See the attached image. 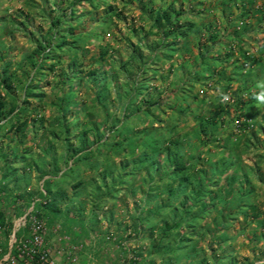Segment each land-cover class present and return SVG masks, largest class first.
Returning a JSON list of instances; mask_svg holds the SVG:
<instances>
[{"label": "rangeland", "instance_id": "obj_1", "mask_svg": "<svg viewBox=\"0 0 264 264\" xmlns=\"http://www.w3.org/2000/svg\"><path fill=\"white\" fill-rule=\"evenodd\" d=\"M73 2L0 0L1 71L8 63L11 70L23 66L25 55L32 53L38 38L48 32L53 15H61V19L66 17L62 27L67 33L66 39L70 44L80 46V49L65 52L59 62L47 60L46 66L32 81L33 95L24 104L26 110H16L0 121L3 125L0 211L4 216L8 214L10 219L16 218L25 214L35 202L34 211L48 224V242L54 252L83 243L76 262L69 260L63 252L58 255L57 264H117L127 255L125 245L142 254L140 264H213L226 260L228 252L239 264L264 261V181L260 180V175L264 176V100L254 104L252 109L237 105L239 93L244 100H251L248 91L260 98L258 90H264V0ZM50 10L52 15L48 14ZM72 10L74 15L71 17ZM165 11L174 20H180L175 32L188 31L186 35H179L176 44L173 43L172 46L179 48L173 56L162 55L161 47L156 53L147 48V45L162 40L161 28L155 25V18L157 12ZM166 24L167 21H163V25ZM172 40L173 36L165 42ZM104 50H108V54L100 60ZM138 53H142L144 61L156 54L160 57L149 63L141 75L146 86L140 95L141 103L137 105L130 84L126 82L127 77L136 74L138 69L129 65V71L124 72L120 66L136 60ZM201 54H206V60L198 69L206 76L196 82L187 80L199 64ZM138 61L141 64L140 58ZM52 63L55 64L53 68ZM29 69L32 73L35 70L31 65ZM91 71L96 72L98 80L109 79L110 91L101 87L100 92L105 106H109L110 115L121 114L122 124L117 133L121 132L127 139H121L124 147L118 146L111 152L112 148L105 145L106 148L95 150L83 157L80 164L75 163L67 170L72 158L67 164L66 141L55 137V132L61 133L58 120L63 119L57 104L59 89L56 83L62 79V74L69 77L66 91L72 92L71 96L77 101L74 111L67 114V119L72 121L70 140L75 142L74 146H80V140L74 139L80 131V124L77 126L76 122L89 128L90 120L100 121L105 114L103 106L95 101L99 90ZM0 90L5 95V89L0 87ZM19 94H23L21 88ZM160 94L165 102L162 110L157 109L150 117L138 113V106L144 104L142 98ZM5 98L8 100L5 110L8 111L12 98L9 95ZM126 104L129 105L128 116H125ZM84 108H88V112ZM209 116H217L218 123L211 127L204 120ZM245 122H248L247 126ZM201 126L207 127V135L198 134ZM108 130L109 127L105 129L106 135ZM147 130L156 133L148 136ZM160 130L168 131L175 138L180 136L185 140L181 143L187 142L183 148L186 158L200 149L204 159L202 164L208 169H212L213 161L232 165L223 175L211 179L213 192L208 191L206 197L210 209L204 213L210 215L203 222L211 228L194 237L187 254H184L185 249H178L177 254L158 252L155 249L158 229L154 236L150 235L149 229L139 232L135 214L139 206H144V200L149 196L147 191H155L156 186L147 185L148 176L133 178L128 174L132 167H121V160L137 157L148 145H155L153 138L160 135ZM217 133L223 137L231 136L227 148L220 147L224 140L216 136ZM95 136L93 131L89 132L91 142ZM211 136L212 139H208ZM50 145L55 149L45 155L44 149ZM15 151L29 157L17 160ZM55 155L60 166L58 173L52 171ZM45 161L48 163L43 164ZM36 162H41L52 172L47 174V171L42 176ZM10 163L18 169L5 178L3 173ZM245 172H248L247 176ZM46 178H49L52 190L48 194ZM217 180L218 183H214ZM240 185L243 192L252 193L244 196ZM237 196L243 198L242 202L229 200ZM160 199L166 202L165 196L161 195ZM48 201L53 203L56 211L45 206ZM142 214H148L147 206ZM218 214L230 215L224 228L215 227ZM56 225L61 226V235L70 236L68 241L56 239L52 232ZM110 231L117 234V241L106 239ZM223 233H227L228 239L221 243Z\"/></svg>", "mask_w": 264, "mask_h": 264}, {"label": "trees", "instance_id": "obj_2", "mask_svg": "<svg viewBox=\"0 0 264 264\" xmlns=\"http://www.w3.org/2000/svg\"><path fill=\"white\" fill-rule=\"evenodd\" d=\"M78 1L82 0H74L73 3H77ZM58 7L60 9V6ZM52 12L53 11L50 10L48 14L52 15ZM160 13L161 12H157L155 25L161 28L160 31L162 40L161 42H157L158 44L154 43L151 45H147V48L156 53V51H158L161 47L162 49L160 50L162 55H164L165 53L169 56H173L174 53L179 49L175 46H172L174 45L173 43L176 44L179 35H186L188 31L184 29L183 31L175 32L177 25L180 24V20L178 18L174 20L172 15L167 11L162 12L161 14ZM69 15L72 17L74 15V11L72 10ZM65 18L61 19V15L52 16L48 32H46L44 36L38 38L33 52L25 55L27 58L23 62V68L21 67L18 70H11L8 63L5 65L2 71L0 70V87H3L5 89V95H3L2 90H0V121L6 119L8 114H12L16 110H26L24 104L27 103L29 96L33 95L32 89L34 88V86L32 85V81H34L35 74L40 69L46 66L47 60L52 59L56 62H59L63 58L64 53L68 50L78 48L80 49V46L76 44H70V40H67L68 38L66 39L67 33L64 28L62 30L63 24L66 23ZM163 21H167V24L165 26L163 25ZM171 36L174 37V40L165 42V40L169 39ZM166 45L170 46L168 47ZM134 51H137V48H135ZM107 54L108 50H104L103 52H101L99 56L100 60H104ZM159 57L160 56L156 54L155 56L151 57L149 61H144V58H142V53H138L136 60H131V62L127 61L128 63L125 62L120 66V70H123L124 72L129 71V65H132V67L136 68V70L138 69L136 74L127 77L128 80L126 82L130 84L131 90L136 97L137 105L141 101L140 95L143 93V90L146 86L145 82L142 81L141 75L142 73L146 72L147 65L152 61H155V59ZM138 58H140L141 64L139 63ZM1 59L2 57L0 58V61ZM198 59L199 64L197 65V67H195L194 73L187 76V80L196 82L206 76L204 73H202V70L198 69L202 65V63L205 62L206 54H201L200 58ZM30 65L35 68L33 73L29 69ZM54 66L55 64L52 63V68ZM90 73H93V75L96 74V72L93 71H91ZM93 79L98 85L99 90L95 96V101L103 106V108L105 109V114L102 115V120L100 121L96 119L90 120L89 128L84 123L81 124L76 122L77 126H79L80 124V131L75 134L74 139L80 140L81 142V145L77 147L74 146L75 142H72V140H70L72 121H69L67 119L68 112L74 111L73 106L77 101L74 99V97L71 96L72 92L66 91L65 85L68 82L67 80H69V77L66 74H62V79L58 80V82L56 83V87H58L59 89L57 104L59 105V109L62 113L63 119L58 120L61 133L58 131L55 132V137L63 138L64 142L66 141L67 150L65 157L67 164L72 158V162L70 166L67 167V170L69 168H72L75 163L80 164L83 160V157L95 153V150L100 151L106 148L105 145H108L109 148H112L111 152L116 151L115 149L118 146L124 147V140L127 139V137L122 136L121 132L117 133L118 130H120L122 124L121 114L120 116L110 115L111 112L108 109L109 106L106 107L103 102V93L100 92L101 87H106L107 91L109 92V79L103 77L102 79L98 80L97 75H95ZM20 88L23 94H19ZM258 94L259 97L264 96L263 88L258 90ZM7 95L12 98L9 102L11 103V106L8 111L5 110V107L8 105V100H6L5 98V96ZM161 95L162 94H160L158 97L153 96L154 98L145 96L144 98H142V101L144 103L142 104V106L139 105L137 108L135 107V104H133L134 106L132 105V107H134L135 110L137 108L139 114L143 113L147 117L153 116L156 114L155 112L157 109L162 110L164 107L165 102L163 101ZM248 95L251 97V100L250 98L248 100H244L242 98L243 96L239 93L237 97V105L246 107L249 106V108L252 109L254 108V104L263 102L262 99L258 98V95L256 93L253 94L248 91ZM117 97L119 96L117 95L116 99ZM128 107L129 105L126 104L125 116H128L129 114L127 113ZM87 109L84 108L86 112H88ZM204 120H206L207 123H210L211 127L218 123L217 116H209ZM247 124L248 122H245L246 126ZM2 127L3 125L0 124V136ZM108 127L109 132L108 135H106L105 129H107ZM90 131H93L96 135L93 142H91L90 138L88 137ZM159 132L160 135L157 136V138H153L155 139L156 146L154 144H151L154 146L152 148L151 145H148V147H146V149H144L139 156L128 157L121 160V167L123 169L132 167V170H130L128 174H132L133 178L135 176H148L149 178L146 179L147 185L156 186L155 191H147L149 196L145 198L144 206H139L137 214H135V226L138 228L139 232L144 233L147 229H149L150 235L154 236L155 230L158 229V237H155V249L158 252L163 254H177L178 249H185L186 252L184 254H187V252L190 250L191 241L194 239V237L199 234L202 235L204 231H209L211 228L209 225L206 226V224L203 223L205 221L204 219H206L210 215L204 213L205 211L206 213L208 212L206 210L207 208L210 209V207L207 206L206 197L208 196V191L213 192V190L210 188L213 184L211 182V179L216 178V176L220 177V175H223L225 171L229 170L232 167V165L228 162L214 163L213 161L211 164L213 165L212 169H208L202 164L204 162V159L202 158V151H200V149L198 152L190 154L188 158H186L184 156L183 148H185L184 146L185 144H187V142L181 143L185 140L183 141L180 136L175 138L173 135L168 134V131L166 132L160 130ZM155 133L156 132L152 133L151 130H147L146 135L149 136V134ZM199 133H204V135H207V127L204 128L203 126H201L198 134ZM216 136L223 138L224 140L223 144H220L221 148H227L230 145L227 142V140H232L230 135L223 137V135L221 136L220 133H217ZM140 138L143 139L142 136ZM208 139H212V136ZM54 147V145H50L49 148L46 147L44 149L46 151L45 155L51 153L52 149H55ZM122 151L123 150H121V152ZM14 156L17 158V160L19 158L27 159L29 157L25 153L18 154L16 151L14 152ZM13 161L14 160H12V162ZM46 163L48 162L45 161L43 164ZM52 163V171L58 173L60 171L58 156L55 155L53 157ZM36 164L42 176H44L47 171V174L52 172L45 169L44 165L41 162H36ZM17 169L18 168H16L13 163H10L9 165H7L3 176L5 178H8L9 175H11L13 171ZM143 172H145V174H143ZM245 175L247 176L248 172H245ZM261 179L262 181H264L263 175H260V180ZM245 180L247 181V179ZM81 182L82 181H79L78 183L82 184ZM44 183L46 186L47 194L51 193L52 190L50 187L49 178H46L44 180ZM214 183H218V180ZM242 189L243 187L242 185H240V191L244 196L248 193H252L243 192L244 189ZM161 195L166 197V202H163L160 199ZM217 196L219 197V195ZM241 196L239 198L238 196L235 198L230 197L231 199L229 200H232L234 202V200L237 199L238 202H242L243 198ZM229 202L233 203L231 201ZM250 203L251 201L249 202V204ZM45 206L53 211L57 210V208H55L53 206V203H51L50 201H48ZM145 206H147L148 214H142V212L145 210ZM3 214L4 213L0 211V222L5 221V216ZM229 216L230 215L228 214H218L215 220V227L219 226L220 228H224V226L226 225L225 221ZM221 239V243L226 241L228 239L227 233H223ZM239 263L240 262L238 261V259L235 256H231L229 252L227 253L226 260L213 262V264ZM243 264H264V261L260 263L244 262Z\"/></svg>", "mask_w": 264, "mask_h": 264}, {"label": "built area", "instance_id": "obj_3", "mask_svg": "<svg viewBox=\"0 0 264 264\" xmlns=\"http://www.w3.org/2000/svg\"><path fill=\"white\" fill-rule=\"evenodd\" d=\"M34 208L35 202L25 214L11 219L5 214V221L0 222V264H57V257L63 252L69 260L76 262L77 253L82 249L83 243L72 244L66 249L54 252L48 242V224ZM52 232L59 241L70 239L67 234L61 235L60 225H56ZM106 239L115 242L118 236L110 231L106 234ZM124 248L127 249V255L117 264L142 262L143 256L137 249L127 245Z\"/></svg>", "mask_w": 264, "mask_h": 264}, {"label": "clouds", "instance_id": "obj_4", "mask_svg": "<svg viewBox=\"0 0 264 264\" xmlns=\"http://www.w3.org/2000/svg\"><path fill=\"white\" fill-rule=\"evenodd\" d=\"M260 98H261L262 100H264V96H261ZM225 99H227V97H225Z\"/></svg>", "mask_w": 264, "mask_h": 264}]
</instances>
